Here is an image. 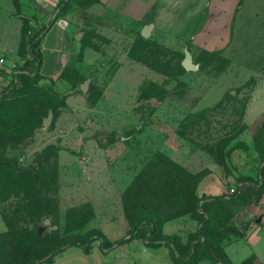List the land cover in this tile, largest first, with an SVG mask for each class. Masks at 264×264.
<instances>
[{
	"label": "rangeland",
	"instance_id": "rangeland-1",
	"mask_svg": "<svg viewBox=\"0 0 264 264\" xmlns=\"http://www.w3.org/2000/svg\"><path fill=\"white\" fill-rule=\"evenodd\" d=\"M85 16L57 75L16 85L5 75V68L26 65V25L16 33L14 53H0L6 79L0 91V260L142 264L143 250L129 244L139 239L148 246L149 225L133 238L131 223L152 210L163 221L193 214L201 228L209 216L196 187L213 169L236 185L230 196L238 192L239 176L255 182L244 184L234 200L214 204L218 215L211 213L209 232L215 242L207 245L213 252L197 247L198 258L222 260L224 239L264 228V116L253 126L243 122L261 73L252 66L264 62L242 65L229 58L234 29L230 44L220 48L161 29L148 38L124 28L107 33L97 27L112 22ZM9 17L1 14L0 20ZM187 55L194 70L184 67ZM238 77L249 80L217 107L196 110L210 87ZM50 112L53 120L45 127Z\"/></svg>",
	"mask_w": 264,
	"mask_h": 264
},
{
	"label": "crops",
	"instance_id": "crops-1",
	"mask_svg": "<svg viewBox=\"0 0 264 264\" xmlns=\"http://www.w3.org/2000/svg\"><path fill=\"white\" fill-rule=\"evenodd\" d=\"M1 14H10L9 22L0 20V32L6 23L8 25L7 33L0 36L1 54L14 53L16 33L25 25L28 28L49 27L40 42L44 57L40 73L44 76L59 74L61 63L69 60V45L80 37V21L85 20L84 14L91 20L112 22L113 27H97L107 33L124 28L133 34L152 26L153 29L172 31L173 35L180 37L193 34L196 43L220 48L230 44L229 30L234 29L236 48L229 58L242 65H245L244 61L264 62V0H0ZM52 21L54 24L50 26ZM61 21L67 22V25L63 27ZM252 67L261 73L243 114V122L248 126L257 124L264 116V65ZM0 68L4 69V66L0 65ZM5 69V75L12 78V70ZM3 75H0V91L1 86L6 84ZM248 78L222 79L206 91L196 110L217 107L228 93L234 92V87L245 86ZM235 187L229 185L220 170L213 169L198 186V195L220 197L227 195L229 188ZM198 229V220L185 215L164 223L162 235L177 237L184 246H188L191 236ZM232 237L233 240L224 239L222 260L208 257L198 264H264V228L256 225L242 236ZM129 245L132 249L140 247L143 250L144 254L140 253L138 257L142 264H176L167 245L154 249L143 245L139 239H134Z\"/></svg>",
	"mask_w": 264,
	"mask_h": 264
},
{
	"label": "trees",
	"instance_id": "trees-1",
	"mask_svg": "<svg viewBox=\"0 0 264 264\" xmlns=\"http://www.w3.org/2000/svg\"><path fill=\"white\" fill-rule=\"evenodd\" d=\"M69 1V0H68ZM54 24V21L50 23V26ZM49 31V27H41V28H35V27H29L26 31V37H25V44L27 46V52H28V57H27V62L24 67H19L15 68L12 70L11 75H12V85H16L19 81H22L24 79H29L34 76H37L40 73V70L42 68V65L44 63V57L40 49V42L42 40L43 35ZM2 100V94H0V102ZM213 109V108H212ZM210 109L202 110V111H207ZM199 111V112H202ZM264 165V161L261 163ZM264 174V166H260L259 168V175L263 176ZM204 178H201L198 181L197 187H196V193L195 197L198 200V202L203 204L205 214L209 216L208 220L203 219V226L199 228L198 232L194 235L191 236L189 245L184 246L181 240L177 237H164L162 235V228L164 223L173 220H160L157 218V216L154 214L152 210H148L144 212L140 219L137 222L131 223V232L130 236L133 238H137L140 236H137V233L139 232V229L143 224L149 225V237H148V246L154 249H158L162 247L163 245H167L171 248L172 253H173V258L176 264H198L199 261H202L204 259L198 258L199 256V250L197 247H207V245L215 242V239L212 234L209 232V225H211L215 220L212 218L211 213L213 215H218L217 213H213V207L214 204L216 203H225L226 201L229 200H234L236 196L240 195L244 189H246L244 184L250 183L253 184L255 183L253 178L249 176H244L241 175L238 178V192L230 196V195H224L220 197H207V196H199L198 195V186L200 183L203 181ZM240 201V200H239ZM244 202H239L236 203V205L243 204ZM210 212V213H209ZM193 216V214H186ZM180 217V216H179ZM176 217V218H179ZM182 217V216H181ZM204 217L203 214H201V219ZM219 217V216H217ZM174 218V219H176ZM197 219V217L195 216ZM202 223V222H201ZM204 237V242H196V239ZM194 243V247H192ZM180 248H183V250L188 249L189 254L188 255H183L180 252ZM207 252L212 253L213 252V247H207ZM207 258V257H206ZM222 258H223V246H222ZM0 264H6L4 261L0 260Z\"/></svg>",
	"mask_w": 264,
	"mask_h": 264
},
{
	"label": "water",
	"instance_id": "water-1",
	"mask_svg": "<svg viewBox=\"0 0 264 264\" xmlns=\"http://www.w3.org/2000/svg\"><path fill=\"white\" fill-rule=\"evenodd\" d=\"M152 29H153L152 26L144 27L142 32H141L142 37L143 38H148L150 36V34H151ZM184 67L187 70H194L195 69V66L192 65V59H191L190 55H187L186 60L184 62ZM88 86H89V81H86L82 85L81 89H82V91L84 93L87 92ZM52 120H53V113L50 112L48 118L44 121V126L45 127H49L51 125V123H52Z\"/></svg>",
	"mask_w": 264,
	"mask_h": 264
},
{
	"label": "built area",
	"instance_id": "built-area-1",
	"mask_svg": "<svg viewBox=\"0 0 264 264\" xmlns=\"http://www.w3.org/2000/svg\"><path fill=\"white\" fill-rule=\"evenodd\" d=\"M61 25L63 26V27H65L66 25H67V22H65V21H61ZM4 63V59H1L0 60V64H3Z\"/></svg>",
	"mask_w": 264,
	"mask_h": 264
}]
</instances>
